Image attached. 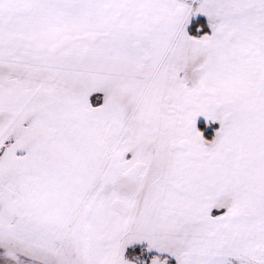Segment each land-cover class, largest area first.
I'll return each mask as SVG.
<instances>
[{"label": "snow or ice", "instance_id": "obj_1", "mask_svg": "<svg viewBox=\"0 0 264 264\" xmlns=\"http://www.w3.org/2000/svg\"><path fill=\"white\" fill-rule=\"evenodd\" d=\"M0 264H264V0H0Z\"/></svg>", "mask_w": 264, "mask_h": 264}]
</instances>
